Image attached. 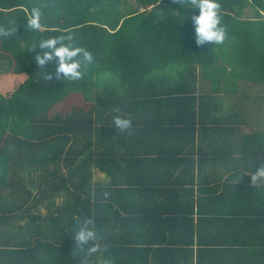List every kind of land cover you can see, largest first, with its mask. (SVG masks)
Here are the masks:
<instances>
[{"label": "trees", "instance_id": "16d2710c", "mask_svg": "<svg viewBox=\"0 0 264 264\" xmlns=\"http://www.w3.org/2000/svg\"><path fill=\"white\" fill-rule=\"evenodd\" d=\"M125 1L0 0V25L16 26L0 37L4 264H72L57 261L71 254L90 264L71 235L85 217L99 235L92 254H139L140 221L163 217L156 192L185 202L181 191L207 183L204 156L246 154L252 137H239L240 123L264 122V96L256 95L264 94V0H215L226 37L219 46L196 43L194 10L184 7L191 0H138L128 12ZM33 7L44 17L39 32L26 26ZM62 34L93 54L79 80L47 79L54 62L42 71L32 59L40 49L28 50L41 36ZM197 67L203 81L217 74L213 87L198 82ZM221 88L238 96L214 93ZM114 115L130 117L131 129L116 128ZM175 210L167 221L176 228L193 219L186 205Z\"/></svg>", "mask_w": 264, "mask_h": 264}, {"label": "crops", "instance_id": "0c3cea01", "mask_svg": "<svg viewBox=\"0 0 264 264\" xmlns=\"http://www.w3.org/2000/svg\"><path fill=\"white\" fill-rule=\"evenodd\" d=\"M214 93L221 97L238 96L222 91ZM260 106L264 111L263 105ZM258 117L253 114V118ZM258 119L239 125V137L242 134L252 137L246 154L235 151L233 156H204L203 175L207 183L202 188L196 184L194 190L181 191L186 195L185 202L167 197L176 192L157 191L163 217L154 225L140 221L138 238L146 242L141 243L145 245H141L139 254H107L111 264H264V180L251 182L250 176L258 164L264 163V122ZM198 165H195L196 178ZM184 205L189 212L193 210V219L176 228L175 221L167 220ZM149 240L166 244L154 245L151 251L146 245ZM103 255L91 254L90 264H98ZM60 258L76 264L81 254L57 257L58 262ZM0 264H4L2 256Z\"/></svg>", "mask_w": 264, "mask_h": 264}, {"label": "clouds", "instance_id": "9594fccd", "mask_svg": "<svg viewBox=\"0 0 264 264\" xmlns=\"http://www.w3.org/2000/svg\"><path fill=\"white\" fill-rule=\"evenodd\" d=\"M185 9L191 8L194 11L191 21L194 25L195 40L198 45L219 46L225 41V29L221 26L219 17V5L215 0H191L190 5H184ZM198 10V11H195ZM43 13L39 7H33L26 17V26L29 30L39 32L43 27ZM182 19H185L183 14ZM16 26L7 27L0 25V37L14 35ZM40 51L32 57L35 64L43 71L50 62L54 67L46 71L45 77L49 80L55 76L63 80H79L84 75V67L93 61L92 52L75 42L71 34L41 36L28 50ZM113 122L120 130H130L132 119L127 116L114 115ZM251 182L264 180V163L258 164L255 171L250 175ZM94 221L90 217L77 219L73 225L72 237L75 241V248L84 256L95 253L98 249L96 241L99 239L97 230L92 226ZM100 264H111L105 258Z\"/></svg>", "mask_w": 264, "mask_h": 264}, {"label": "rangeland", "instance_id": "374dc122", "mask_svg": "<svg viewBox=\"0 0 264 264\" xmlns=\"http://www.w3.org/2000/svg\"><path fill=\"white\" fill-rule=\"evenodd\" d=\"M139 6V1L138 0H126L125 1V3L122 5V8H123V10L125 11V12H128V11H130L132 8H134V7H138ZM247 16H249V15H251L252 14V12H251V9H248L247 11H246V13H245ZM227 46H226V49L229 51V47H228V43L226 44ZM228 64V66H229V62L227 63ZM230 66H234L236 63H233V62H230ZM224 65H222L221 66V68H224L223 67ZM227 67V66H226ZM196 72H197V75H198V82H201V84H202V86L204 85V83H205V85L206 86H210V87H213L214 85H215V81H216V77H217V74H212L211 76H209V77H207V78H205L204 79V81H203V74L200 72L199 73V68L197 67L196 68V70H195ZM218 73V72H217ZM214 83V84H213ZM227 90H230V88H226ZM225 88H221L220 90H222V91H227ZM26 174V176H27V179H26V182H27V184H28V186H32L33 188H34V186L32 185V182H30V179H29V176L27 175V173H25ZM38 174L39 173H35L34 174V176L33 175H31V176H33V178H34V180L35 181H38ZM94 178L95 179H105V174L104 173H101V172H99V171H97L96 169L94 170ZM39 188L38 187H36L35 186V188H34V191H37ZM61 199H63V197H61V198H57V201H60ZM40 211H42V213H46L47 212V209L44 207V206H41V209H40ZM20 222H26V220L23 218V219H20L19 220ZM1 234V233H0Z\"/></svg>", "mask_w": 264, "mask_h": 264}]
</instances>
